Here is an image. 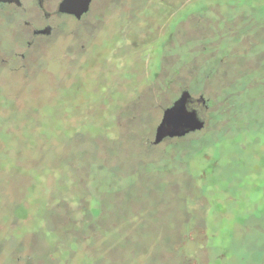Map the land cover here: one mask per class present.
Masks as SVG:
<instances>
[{
	"label": "rangeland",
	"instance_id": "1",
	"mask_svg": "<svg viewBox=\"0 0 264 264\" xmlns=\"http://www.w3.org/2000/svg\"><path fill=\"white\" fill-rule=\"evenodd\" d=\"M22 25L0 46V264H264V0ZM185 89L205 128L155 145Z\"/></svg>",
	"mask_w": 264,
	"mask_h": 264
},
{
	"label": "flooded vegetation",
	"instance_id": "2",
	"mask_svg": "<svg viewBox=\"0 0 264 264\" xmlns=\"http://www.w3.org/2000/svg\"><path fill=\"white\" fill-rule=\"evenodd\" d=\"M63 1L64 0H0V46L3 47L2 45H4L2 42V36L4 34L10 32L16 38L19 33H22V30L19 29V25L23 26V21L27 33L32 37L49 38L55 34L58 28L64 26L63 24H67L70 27L71 22H82L93 13L94 8L98 7L100 10V7L105 6L106 3V0H92L89 4V9L83 13L81 17H77L75 14L61 10ZM188 91L192 96L189 108L196 109L201 117V106L205 108L209 107L208 104H205L207 99L205 100L203 94L196 97L190 89Z\"/></svg>",
	"mask_w": 264,
	"mask_h": 264
},
{
	"label": "water",
	"instance_id": "3",
	"mask_svg": "<svg viewBox=\"0 0 264 264\" xmlns=\"http://www.w3.org/2000/svg\"><path fill=\"white\" fill-rule=\"evenodd\" d=\"M92 0H64L61 10L81 17L89 9ZM191 93L184 90L174 103L167 107L159 125L156 128L153 143L158 145L169 138H180L189 133L202 130L205 121L199 116L196 109L189 108L192 101Z\"/></svg>",
	"mask_w": 264,
	"mask_h": 264
}]
</instances>
